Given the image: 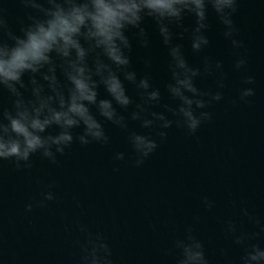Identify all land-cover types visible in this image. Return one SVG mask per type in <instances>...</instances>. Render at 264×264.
I'll return each mask as SVG.
<instances>
[{"label":"clouds","instance_id":"1","mask_svg":"<svg viewBox=\"0 0 264 264\" xmlns=\"http://www.w3.org/2000/svg\"><path fill=\"white\" fill-rule=\"evenodd\" d=\"M16 2L24 14L16 18L15 28L10 25L8 10L0 4V166L12 161L23 171L32 168V157L37 154L58 164V157L74 143L109 145L105 122L126 133L136 167L167 140V130L173 126L194 136L212 121L207 109L224 99L227 74L223 62L209 55L202 57L201 66H192L180 41L187 37L194 54L208 49L210 13L233 50V69L247 70V57L241 52L245 45L234 19L241 0ZM187 17L192 18L191 25L185 24ZM147 21L154 25L166 50L170 78L164 89L171 104L161 103V89L153 85L150 72L138 74L132 67L133 38L137 47L151 48ZM142 61L145 69H151V56ZM203 76L216 77L214 90L197 86V78ZM126 84L134 89L135 98ZM241 84L238 101L250 103L249 98L256 94L254 76L245 75ZM101 88L105 97H101ZM238 101L234 99L233 105ZM157 106L162 110H153ZM130 121L148 131L130 128ZM125 155L117 152L114 159L124 161ZM53 187L48 185L39 199L30 200L25 212L57 200ZM201 204L207 211L215 207V201L207 196ZM241 215L258 230L246 231L233 219H226L224 234L241 254L235 261L228 258L226 249L220 254L226 264H264V245L259 242L264 222L247 208L241 209ZM75 225L80 238L75 241L78 251L72 264H115L103 232H93L78 220ZM165 255L171 264H210L205 242L191 226L172 239Z\"/></svg>","mask_w":264,"mask_h":264}]
</instances>
